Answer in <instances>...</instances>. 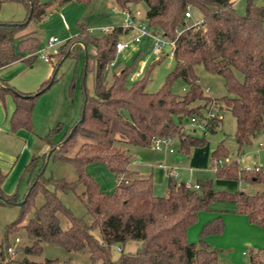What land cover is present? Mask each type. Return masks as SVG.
Listing matches in <instances>:
<instances>
[{
    "label": "trees",
    "instance_id": "16d2710c",
    "mask_svg": "<svg viewBox=\"0 0 264 264\" xmlns=\"http://www.w3.org/2000/svg\"><path fill=\"white\" fill-rule=\"evenodd\" d=\"M18 1L26 9L24 20L0 21V67L17 60L31 65L37 55L38 38L33 31L19 32L30 19H41L51 2L68 0ZM140 1L146 4V24L174 40L173 67L154 92L144 90L146 75L126 85L128 67L112 73L109 82H105L104 72L114 57L115 42L128 30L114 25L108 32L94 35L83 25L78 27L75 35L79 43L68 54L76 57L78 51L82 52V74L91 72L93 90L88 94L83 85L79 119L55 146L51 144L46 163H37L38 157L28 159L16 184L20 180L26 182L21 196L16 191L2 190L5 173L0 171V203L16 204L22 200L18 216L5 226V233L20 226L25 213L30 212L22 224L29 240L21 250L25 254L40 253L43 243H53L67 251L85 250L88 264H217L218 253L203 236L221 233L223 221L219 214L202 224L197 242L186 237L197 213L208 209L215 200L233 202L234 212L264 229V164L248 170L242 169L236 159L215 165V159L228 154L223 141H219L209 155L214 175L242 184L259 183L263 189L253 193L242 189L228 192L214 189L210 178L197 180V188L188 187L168 173L166 192L157 195L153 192L152 173L131 167L133 159L126 148L150 146L155 137L176 136L179 151L188 155L192 147L204 143V138L187 131L184 125L193 115L202 117L215 99H220L234 117L237 152L256 134L264 132V8L252 0H245L242 13L236 12L231 0H114L121 8ZM191 7L198 9L201 17L197 23L186 25L184 12ZM197 64L223 78L226 94L204 96L194 72ZM56 69L57 63L51 76L33 92L15 90L0 79V98L5 90L12 95L13 109L8 118L12 131L30 128L34 101L55 81ZM178 77L185 84L180 94L171 90ZM200 100L203 104L195 103ZM219 122L220 116L207 120L202 133L213 132ZM40 139L54 143L47 135ZM49 161L72 164L75 178L45 174ZM91 162L103 163L114 175L116 183L110 192L84 170V165ZM60 193H71L81 203L82 215H76ZM38 195L41 200L36 203ZM127 240H137L139 245L129 252L120 248L118 257L112 259L110 246L123 245ZM9 246L13 254L7 251ZM18 251L5 237L0 245V264H69L57 258L35 261L24 255L19 257ZM248 263L264 264V253L251 251Z\"/></svg>",
    "mask_w": 264,
    "mask_h": 264
},
{
    "label": "rangeland",
    "instance_id": "374dc122",
    "mask_svg": "<svg viewBox=\"0 0 264 264\" xmlns=\"http://www.w3.org/2000/svg\"><path fill=\"white\" fill-rule=\"evenodd\" d=\"M252 3L264 8V0H252ZM245 0H239L234 7L236 12L244 11ZM130 14L134 21L144 20L146 4L143 1L131 3L128 5ZM121 7L114 0H90L88 3H78L68 0L62 3L51 2L45 9V13L39 20L30 19L25 27L19 33L33 30L38 38L36 48V57L31 65L24 61H14L0 68V79L7 82L9 87L21 92H33L38 85L46 81L52 74V69L56 66L55 81L34 101L31 111V126L29 129L20 127L14 131L10 129L9 115L13 109L12 95L9 90H5L0 98V158L6 159L9 156L16 157L18 153L23 154L21 145L31 141L29 152L32 157H38L37 163L44 161L50 150L51 144H57L59 138L79 119L83 92V85L88 94H92V74L87 71L83 76L84 68L83 54L78 51L76 57L69 56L74 44L79 43V37L75 35L78 27L83 25L91 34L99 35L103 32L100 28H111L114 25L123 24V15ZM191 17L186 20V25L195 24L201 17V13L195 7L189 8ZM26 16V9L22 2L18 0L0 1V21H23ZM133 34L129 30L125 35H121L117 40L129 39ZM55 35L59 42L52 47L46 46L47 38ZM167 51V48L164 50ZM47 53L49 61L43 60L39 53ZM69 52V54H68ZM114 65H108L104 72V81L109 82L112 73L124 67H128L126 74V85L133 81L147 76L144 83L146 92L156 91L164 81L165 76L173 67V58L169 55H157L152 50V42L149 38H143L139 42H130L122 51L115 52L113 57ZM139 72V73H137ZM194 72L197 75L198 83L201 86L204 96L209 98L220 97L226 94L223 86V78L218 74L206 71L201 65L194 66ZM185 89L183 80L178 77L171 84V90L174 93H182ZM203 100L195 103L203 104ZM220 99H215L214 106L217 108V114L220 116V122L213 132L192 131L188 122L184 125L187 131L195 135L203 136L204 143L200 146L192 147L189 156L181 153L178 149V140L176 136L172 137L168 148L173 150L169 153L168 148L162 145L160 149H155L153 144L150 146L126 145L131 158L135 160L131 167L137 168L140 172L150 171L152 174L153 191L157 195L165 194L166 172L156 167V163L162 162L167 166L174 168L177 173L176 179L195 183L197 180L211 179L214 189L234 192L242 189L248 193H253L263 189L259 183H245L238 186L236 180L217 178L212 170L211 160L209 158L211 149L219 141H223L228 149V154L223 157L227 162L232 159L238 160L241 164H264V132L256 134L249 144L243 145L237 152V144L234 140V117L230 111L222 106ZM208 105V103H207ZM206 105V106H207ZM6 112V113H5ZM6 114V115H5ZM17 131V132H16ZM47 135L50 141L54 143H45L40 137ZM262 143V145H260ZM55 144V145H56ZM54 145V146H55ZM39 147V150L36 151ZM21 149V151H20ZM191 161H190V160ZM214 163V162H213ZM15 167L7 166L0 171L5 173L6 179L4 188L9 186L12 191H16L20 196L26 189V182L20 180L19 185H12V174ZM84 170L88 172L107 192H110L116 179L110 170L101 162H91L84 165ZM9 171V173H8ZM51 172L55 177H64L71 180L75 178V170L72 164L65 162L47 163L45 174ZM8 173V174H7ZM63 202L71 208L76 215H82L83 207L81 203L71 193H60ZM41 200L40 195L36 197V203ZM22 201V200H20ZM19 204L0 203V245L7 242L14 248L18 247L17 256H26L28 259L40 261L45 258H57L69 264H88L89 259L85 250L67 251L61 246L53 243H43L42 250L37 254H25L22 248L29 243L22 224L29 217L30 212H26L21 225L16 229L5 233V226L13 221L19 214ZM199 213L200 222L195 220L189 227L193 228L194 238H187L188 241L197 242L200 238L199 231L206 221L219 214L222 218L229 214H238L234 212V204L229 200H215L209 204L208 209L201 210ZM232 216V215H231ZM88 220V217H85ZM239 215L235 217L232 227L226 226L224 234L207 233L203 236L205 242L215 248L218 253L217 264H249L248 255L251 251L260 250L264 253V237H259L252 233L253 228L263 230L260 226L251 223L243 217L240 221ZM252 224V225H251ZM65 226V222H63ZM200 226V227H199ZM224 226V221H223ZM251 226L252 229L248 227ZM93 234L98 236L95 229ZM255 232V231H254ZM6 235V236H5ZM18 237L19 241H15ZM187 237V236H186ZM139 245L137 240H127L123 245L114 243L110 246L112 259H116L120 253L134 251ZM246 252V253H243Z\"/></svg>",
    "mask_w": 264,
    "mask_h": 264
},
{
    "label": "built area",
    "instance_id": "2783aa9c",
    "mask_svg": "<svg viewBox=\"0 0 264 264\" xmlns=\"http://www.w3.org/2000/svg\"><path fill=\"white\" fill-rule=\"evenodd\" d=\"M121 11H122V14L124 16V21H123V24L121 25L122 28H125L128 31L132 30L133 34L130 36L129 39L125 38V39L117 40L115 42V46H114L115 52L122 51L124 48H126L129 45L130 42H139L143 38L147 37L152 42V50L155 54H157V55L166 54V55H169L170 57L173 58L174 44H175L173 39L165 38L157 29L148 26L144 20L135 22L133 16L130 14L129 10H127L126 8H122ZM189 17H190V11H189V9H187L184 12V18L187 20V18H189ZM111 28L103 27V28H100V30L103 33H105V32H108ZM92 30L93 29L90 28V30H88V31H92ZM58 42H59V38L57 36L50 35L47 38L46 46L49 48V47L54 46ZM165 48H167L166 52L164 51ZM39 55L43 60L49 61V57H48L47 53L40 52ZM113 63L114 62L112 59L111 61H109L108 65H113ZM137 73H139V72H137ZM217 110L218 109L215 108L214 104L210 103L207 106V108L205 109V111L203 112L202 117L198 118L195 115L189 117V120H188L189 126L191 128H193V130L204 131L206 128L207 120L212 119L215 116H219L217 114ZM171 140H172V137H155V138H152L151 143L153 144V147L155 149H160L162 147L161 144L164 145V148L165 147L168 148L170 143H171ZM260 145H262V143ZM168 151L172 152L173 150L171 148H168ZM222 161L223 160L221 158H218V159H215L213 162L216 165V164H221ZM240 167L244 170H248L251 167H254L255 169H257L258 164H253V165L241 164ZM169 174H171L173 176L176 175L175 171H173V170L171 172H169ZM185 185L188 187H194V188L198 187V184L196 182L193 184H191L189 182H185ZM15 241H18V238H15ZM7 251L10 254L14 253L13 248L11 246L7 247ZM243 253H246V252H243Z\"/></svg>",
    "mask_w": 264,
    "mask_h": 264
},
{
    "label": "crops",
    "instance_id": "0c3cea01",
    "mask_svg": "<svg viewBox=\"0 0 264 264\" xmlns=\"http://www.w3.org/2000/svg\"><path fill=\"white\" fill-rule=\"evenodd\" d=\"M238 1L239 0H231V2H232V4H233V7H235L236 5H237V3H238ZM127 8H129V7H127ZM121 14H122V12H121ZM123 15V14H122ZM190 17H191V13H190ZM188 19V18H187ZM200 20V19H199ZM199 20H196L197 22L199 21ZM123 21H124V16H123ZM196 22V23H197ZM30 31V30H29ZM31 31H33V30H31ZM33 33H34V31H33ZM125 35V34H124ZM10 64V63H9ZM113 65H114V63H113ZM0 68H2V67H0ZM119 70H121V69H119ZM119 70H117V72L119 71ZM6 113V112H5ZM6 115V114H5ZM17 132V131H16ZM31 145V141L30 142H28V145H26V144H23V145H21V149L23 148V154H21V156H20V153H18V155L16 156V157H13V156H9V157H7L6 159L3 157L2 159L0 158V169L1 168H3V169H5L7 166H11L12 168L13 167H15V170H14V172H13V174H12V185L14 186L15 185V183H16V180L19 178V175H20V173H21V171H22V169H23V166L25 165V163L28 161V159L32 156V154L33 153H31V152H29V146ZM196 147V146H195ZM21 149H20V151H21ZM39 150V147H38V149L36 150V151H38ZM173 152V151H172ZM172 152H169V153H172ZM190 154H188L187 155V157L188 158H190V156H189ZM190 160V159H189ZM191 161V160H190ZM133 162H135V160H133ZM253 164H255V163H251V164H248V165H253ZM156 167L157 168H159V169H161V170H164L165 172H166V174H168L169 172H171L172 170L173 171H175L174 170V168L173 167H171V166H167L166 164H164V163H162V162H158V163H156ZM212 170H213V167H212ZM8 173H9V171H8ZM7 173V174H8ZM176 173V172H175ZM153 174V173H152ZM176 175H177V173H176ZM176 175H175V177H176ZM166 178H167V176H166ZM6 179H8V177H6ZM6 179L5 180H3V182H2V184H1V188H2V190L5 192V193H10L11 191H12V188L9 186V188L8 189H6V188H4V183H5V181H6ZM223 179V178H222ZM231 180V179H230ZM237 181V180H236ZM237 183H238V186H242L243 184L242 183H240V182H238L237 181ZM238 189H239V187H238ZM237 189V190H238ZM236 191V190H235ZM154 192V191H153ZM165 192H166V188H165ZM199 213H202V212H198L197 213V218H196V221H197V223H199L200 222V217H199ZM232 215V216H231ZM237 215H239V219H240V221H246V220H243L244 218L243 217H245V215H243V214H229V216L228 217H224L223 218V221H224V226H223V229H222V231H221V233H219V235H222V234H224V232H225V230H226V226L227 227H229V226H231L232 227V225H233V221L235 220V217L237 216ZM252 225V224H251ZM200 227V226H199ZM249 229H252V227L251 226H249L248 227ZM190 229H193V228H191V227H188L187 228V230H186V236H187V238H191V239H193L195 236H194V232H193V230H190ZM255 231V232H254ZM252 233L253 234H256V235H258L259 237H264V231L263 230H258L257 228H253V230H252Z\"/></svg>",
    "mask_w": 264,
    "mask_h": 264
},
{
    "label": "water",
    "instance_id": "95a60500",
    "mask_svg": "<svg viewBox=\"0 0 264 264\" xmlns=\"http://www.w3.org/2000/svg\"><path fill=\"white\" fill-rule=\"evenodd\" d=\"M48 157H49V152H48L47 155H46L45 163L47 162ZM21 203H22V201L18 202V204H21Z\"/></svg>",
    "mask_w": 264,
    "mask_h": 264
}]
</instances>
